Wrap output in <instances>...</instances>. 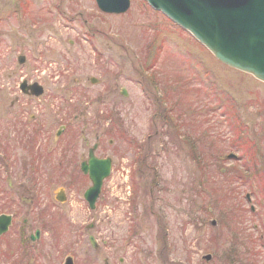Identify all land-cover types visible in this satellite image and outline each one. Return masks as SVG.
<instances>
[{
    "label": "rangeland",
    "instance_id": "374dc122",
    "mask_svg": "<svg viewBox=\"0 0 264 264\" xmlns=\"http://www.w3.org/2000/svg\"><path fill=\"white\" fill-rule=\"evenodd\" d=\"M23 80L43 93H22ZM13 114L50 131L67 124L81 158L98 141L97 154L116 164L95 210L83 199L88 180L43 173L51 182L41 195H65L45 231L50 257L264 264V83L218 61L145 0L117 14L95 0H0V139H14L0 148L11 166L7 196L29 154Z\"/></svg>",
    "mask_w": 264,
    "mask_h": 264
},
{
    "label": "flooded vegetation",
    "instance_id": "af4514ba",
    "mask_svg": "<svg viewBox=\"0 0 264 264\" xmlns=\"http://www.w3.org/2000/svg\"><path fill=\"white\" fill-rule=\"evenodd\" d=\"M121 94H123L122 90ZM101 101L102 100H99L97 102ZM14 103L10 104V106H13ZM15 111L19 113L22 109L15 108ZM108 115L109 114H107V118L109 117ZM13 116L15 118L12 124L15 125L16 130L18 129L17 127H20V136L17 137L19 144L22 148H26L29 154H27V158L24 159L26 162L20 166L19 179L21 180H19L18 183L13 182L11 184L14 193L9 196H7V188H5L1 182L6 170L11 168V166L10 164H6L7 157H0V159L2 158V160H0V200L3 199L2 195L5 194V202L3 204L5 205V211H0V216L4 217L0 221V230H2L3 224L8 220L6 229L0 231V264H97L95 257L90 259H79L76 258L73 253L65 255L63 258L50 257V250L53 249L55 243H49V236H46L47 234L45 231L48 230L47 224L49 217L56 213L53 203H63L65 201V195L61 193L58 196H54L53 202H49L47 196L41 195L40 187L48 186L51 182V180L42 179L43 173L49 168L52 170H61L62 177L67 175L71 178L73 176L75 178H85L90 185L91 181L89 175L83 172L82 169L83 164H89L90 150H92L93 155L97 158H111L110 174L116 164L113 162L112 157L97 154V150L100 148V143L98 141L88 147L84 157L81 158L78 151L82 148V145L73 144L76 141H69L71 140L70 137L64 138V136L68 134L67 124H58L54 131H50L47 128L49 126L44 127L40 120L36 122V117L33 115H31V119L24 122V124L19 121L20 115L13 114ZM23 128H25L24 131H22ZM28 128L31 129L30 134ZM9 135H6V138L0 139V148L4 150H12L14 148L12 147L14 139ZM63 138L65 142H63ZM143 142L144 140L139 139L136 143L140 144L141 148H143V144H141ZM51 163L54 164L51 165ZM70 168H73V170L69 171L68 169ZM12 180L13 179H11L9 183H11ZM37 191L40 195L37 194ZM95 208L96 203L90 210H95ZM88 228H94V225L89 224ZM89 237L90 235L88 238ZM90 245L96 250L97 244L93 246L90 242ZM10 255L13 256V258H9ZM104 262L105 264H109L107 260Z\"/></svg>",
    "mask_w": 264,
    "mask_h": 264
},
{
    "label": "water",
    "instance_id": "95a60500",
    "mask_svg": "<svg viewBox=\"0 0 264 264\" xmlns=\"http://www.w3.org/2000/svg\"><path fill=\"white\" fill-rule=\"evenodd\" d=\"M146 1L189 31L219 61L264 81V0ZM96 2L99 8L106 12L120 13L129 7V0ZM23 59V56H20L18 60L22 62ZM91 82H96V79L92 78ZM20 88L23 92L30 91L35 96L43 92L37 82L27 84L26 80L21 82ZM88 163L83 164L82 169L88 173L92 184L84 196L93 208L102 181L109 173L110 160L96 158L90 150ZM2 218L4 217L0 216V221ZM7 222L8 220L0 231L6 229Z\"/></svg>",
    "mask_w": 264,
    "mask_h": 264
}]
</instances>
